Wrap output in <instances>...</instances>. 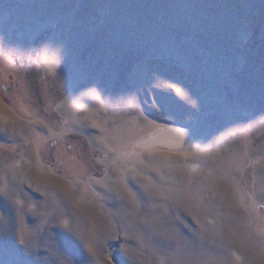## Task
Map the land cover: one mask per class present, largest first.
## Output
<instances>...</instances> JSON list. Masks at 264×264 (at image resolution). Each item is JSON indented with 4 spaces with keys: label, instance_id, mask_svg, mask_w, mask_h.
Returning a JSON list of instances; mask_svg holds the SVG:
<instances>
[{
    "label": "rangeland",
    "instance_id": "obj_1",
    "mask_svg": "<svg viewBox=\"0 0 264 264\" xmlns=\"http://www.w3.org/2000/svg\"><path fill=\"white\" fill-rule=\"evenodd\" d=\"M0 264H264V0H0Z\"/></svg>",
    "mask_w": 264,
    "mask_h": 264
}]
</instances>
